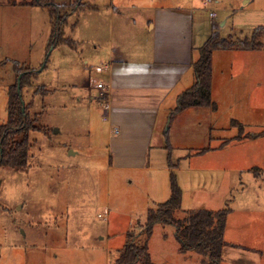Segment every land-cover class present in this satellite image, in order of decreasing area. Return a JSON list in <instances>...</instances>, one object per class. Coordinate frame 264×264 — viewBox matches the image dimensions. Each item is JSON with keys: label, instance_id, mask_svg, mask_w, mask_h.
<instances>
[{"label": "rangeland", "instance_id": "1", "mask_svg": "<svg viewBox=\"0 0 264 264\" xmlns=\"http://www.w3.org/2000/svg\"><path fill=\"white\" fill-rule=\"evenodd\" d=\"M25 1L0 0V125L7 120L8 89L19 79L15 69L20 74L27 69L32 77L21 94L38 130L29 134L26 167H0V264H115L128 233H137L152 202L168 200L171 174L182 193L176 219L189 211L229 210L222 264H264V51L235 56L234 61L254 59L255 65L244 61L245 66L233 67L223 85L227 93L216 97L215 115L198 108L168 121L163 145L152 151L166 152L175 167L171 174L140 170V163L135 170L115 169L109 122L104 109L90 101L98 98L94 86L103 80L95 71L101 58L110 52L117 56L124 41L145 28V19L193 6L198 60L212 33L244 40L264 27V14L239 13L234 0H210L207 9L202 0H54L71 10L56 25L63 43L56 39L47 52L55 18L50 9L24 6ZM228 3L235 11L224 13ZM250 7L264 8V0ZM226 53L215 57H234ZM104 99L102 94L99 100ZM174 100L170 108L176 107ZM209 118L222 129L210 131ZM233 122L250 142L219 153L217 137L240 134ZM150 164L162 165L152 159ZM220 166L234 171L202 170ZM163 182L167 196L159 197ZM174 234L171 226L154 227L148 242L152 264H201L199 255L178 252Z\"/></svg>", "mask_w": 264, "mask_h": 264}, {"label": "crops", "instance_id": "2", "mask_svg": "<svg viewBox=\"0 0 264 264\" xmlns=\"http://www.w3.org/2000/svg\"><path fill=\"white\" fill-rule=\"evenodd\" d=\"M207 1V5L204 3L205 0L201 2V5L206 9L210 4V0ZM253 1L234 0V5L238 7L237 12L239 13L264 14V8L250 7ZM239 2L240 4L243 2V6L240 7ZM192 7L169 8L158 13L153 20L145 19L143 22L146 24L144 30L137 32V36H132L131 40L124 41L126 47L118 48L117 56L114 57V54L110 52L106 59L101 58L100 63L95 68V71L101 73L103 77V80L96 84H104L107 90L103 93L97 89L98 98H91L90 101L96 102L104 109L107 122H109L107 140L115 169L135 170L137 169L135 168L136 163H140L143 166V168H139L140 170H158L159 168L170 174L175 170L174 166H171L170 169L166 152L162 148H158L153 153L152 147L163 145L167 133L163 132V128L168 121H171L173 117L171 114L175 109L170 108L173 99H175L176 104L177 98L190 89L195 81L192 64L197 58V48L193 33L194 19L190 12ZM145 10H149V8H145ZM222 10L224 13L235 11L234 6L232 7L230 3ZM166 12L168 14H164ZM228 19L229 17L225 19L223 26ZM140 43L144 45V48L140 46ZM217 52H227L226 54L234 57L219 59L215 57ZM217 52L213 54L212 58L211 82V101L215 104L216 110L211 112V115L219 112L220 104L218 103L220 100H217L216 97H222L223 93H227L223 91V85L228 83L227 79L231 77L230 73L233 67H243L245 62H249L250 66L255 65L254 59L245 61L240 58V60L234 61L236 55L242 56L240 53L242 50ZM84 64L87 65V62ZM94 88L96 89V85ZM102 94H104L105 99L99 100ZM167 103L168 106H166ZM208 123L210 131L223 127L217 123L214 126V121L212 122L211 118H209ZM236 137L238 136L230 139L217 137L216 140L219 143L214 150L221 153L232 144L241 146L250 142L245 133L241 134L240 140H234ZM207 139L212 140V137L207 136ZM230 140L234 141L226 143ZM70 154L73 155L72 152ZM151 159L159 160L162 165L154 164L151 166ZM165 164L167 166H164ZM177 170L182 171L181 169ZM202 170L216 173L234 171L224 170L221 166ZM158 195L159 197L161 195L167 196V188L164 187V182ZM155 204L162 203L152 202L150 207Z\"/></svg>", "mask_w": 264, "mask_h": 264}, {"label": "trees", "instance_id": "3", "mask_svg": "<svg viewBox=\"0 0 264 264\" xmlns=\"http://www.w3.org/2000/svg\"><path fill=\"white\" fill-rule=\"evenodd\" d=\"M21 4L33 7L43 6L52 12L56 24H54V30L47 46V52H49L55 47L56 39H58L56 42L60 43L62 37L56 30V25L64 22L67 12L71 10L70 7H59L55 5L54 0H29ZM263 40L264 27L256 28L249 38L239 41L221 39L218 34L212 33L199 49L198 60L192 64L194 84L177 98L171 117L191 108H210L215 111L216 106L211 101L213 54L217 51L230 50L261 51L264 50ZM26 70L25 73L20 74L19 69H15L19 79L8 89L7 120L5 124L0 125V167L4 168L14 169L27 166L30 147L29 134L38 130L35 126L37 118L28 117V108L24 106L22 99L21 93L26 86V80L32 77L31 72ZM233 125L239 126L236 122H233ZM241 128L239 136L234 140L241 139L243 132ZM169 164L171 169L172 165ZM181 202V190L175 176L171 174L169 199L147 210L145 222L137 224V233H128L127 241L115 264H152L148 253V242L154 227L158 224L174 228L179 253L193 252L202 257L201 264H222L223 250L227 246L224 241V231L229 210L189 211L182 219H176L174 215L181 211Z\"/></svg>", "mask_w": 264, "mask_h": 264}, {"label": "built area", "instance_id": "4", "mask_svg": "<svg viewBox=\"0 0 264 264\" xmlns=\"http://www.w3.org/2000/svg\"><path fill=\"white\" fill-rule=\"evenodd\" d=\"M204 3H205V5H207L208 1L205 0ZM209 16H210L211 18H214V17H215V14H214L213 12H210V13H209ZM96 87H97V89L102 90V91H105V90H106V86H105L104 84H102V83H98V84H96ZM114 133H116V132H114Z\"/></svg>", "mask_w": 264, "mask_h": 264}, {"label": "water", "instance_id": "5", "mask_svg": "<svg viewBox=\"0 0 264 264\" xmlns=\"http://www.w3.org/2000/svg\"><path fill=\"white\" fill-rule=\"evenodd\" d=\"M23 111V110H22Z\"/></svg>", "mask_w": 264, "mask_h": 264}]
</instances>
